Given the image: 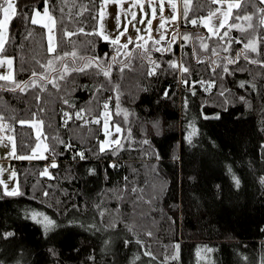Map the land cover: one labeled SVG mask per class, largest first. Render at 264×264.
Listing matches in <instances>:
<instances>
[{"label": "trees", "instance_id": "obj_1", "mask_svg": "<svg viewBox=\"0 0 264 264\" xmlns=\"http://www.w3.org/2000/svg\"><path fill=\"white\" fill-rule=\"evenodd\" d=\"M237 1L212 37L196 35L203 26L189 21L207 18L217 3L189 0L186 19L179 0V43L175 37L172 49L149 61L135 50L122 60L97 34L102 0H49L60 54L86 58L76 65L92 61L60 79L63 69L49 68L55 60L43 27L24 19L42 11L44 0H17L20 16L4 52L14 59L15 81L28 86L0 85V122L15 141L11 166L22 194L4 195L0 184V234L14 233L0 235V264H264V6ZM64 29L76 34L66 37ZM249 41L256 52L245 49ZM220 54L234 62L221 60L213 72L207 64ZM171 62L189 71L178 76ZM104 110L123 139L101 151V124L92 121ZM33 121L42 125L45 160L31 157ZM44 217L57 226L46 231Z\"/></svg>", "mask_w": 264, "mask_h": 264}, {"label": "rangeland", "instance_id": "obj_2", "mask_svg": "<svg viewBox=\"0 0 264 264\" xmlns=\"http://www.w3.org/2000/svg\"><path fill=\"white\" fill-rule=\"evenodd\" d=\"M161 2L162 0H154L153 3H150L149 0H102L97 34L104 41L110 43L113 52L117 56L121 55V59L125 58L126 60H128L131 57L130 53H132V51L134 52V50L135 55H140L141 53L147 55L148 57L158 53V55L156 54L157 56H154V59L161 58L166 54L165 52H163L164 48H166L165 50H167L168 48H172L173 38L176 37L179 43L181 37V35H173V33L169 32L167 29L169 26L174 28L178 26L179 0H163V12L160 11ZM237 2V0H218V6L213 11L215 15L211 18L210 21H207L209 15H207V18L200 20L203 29H200V32H198L196 35L203 36L205 34H208L212 37L216 36L217 34H213V32L209 30V27L216 28L218 30V33H220L221 30L230 22L232 17V10L237 8L232 7L229 11V5H237ZM172 4L176 5L174 9L171 7ZM262 4L264 6V3ZM153 9H155V15H153ZM217 9H219V11H217ZM176 11L178 14L176 13ZM39 12L41 13V16L37 17V19L40 21V23H38L37 25L43 27L44 29L46 46L48 48L49 32L48 28L44 27V25L47 24L50 28H53L57 36L56 23L55 25H53L47 17L43 16L44 8ZM225 12H229V16L227 19L224 18ZM33 14L34 12H32V15ZM173 15H175V17L178 15L177 21L172 19ZM0 18H2V13H0ZM221 20H223L224 22V27H220ZM262 20H264V12ZM148 21H151V23H148ZM205 21H207L208 26H205ZM162 23L163 27H161ZM161 36L164 37L163 40L160 39ZM105 37H107V39ZM7 39L8 31L5 33L4 48L7 43ZM113 40H118V43L113 44ZM124 44L128 45L127 49L122 47V45ZM157 49H159V51H157ZM152 58L153 57H150L147 60L151 61L150 59ZM5 59H11L13 63L12 65H8L6 63L0 65V76L11 74L13 80H0V85L4 88L11 89L15 87V84L17 83L15 81L14 59L3 51L2 53H0V60ZM180 66L181 65L179 62L177 67L179 74L178 76H180V74L182 73L180 71ZM58 67L62 69L60 61L55 60V62L52 63L49 68L56 69ZM69 67H72V65ZM34 84L37 83L35 81H32L30 83L31 86ZM205 87L209 93L213 89V83L211 82ZM98 121H100L101 131L103 134V138L99 142V148L101 147V144H104L105 150L120 145L123 139V129L120 124L112 123L110 112L108 110H104ZM105 124H107V128L105 127ZM28 125L33 127L34 134L38 139L37 145L34 148L31 157L36 160H45L46 144L41 136V122L33 121L29 122ZM117 127H119L120 129L119 132L116 131ZM4 130L5 125L0 122V184L2 185L3 192H5L6 190L5 185L7 186L8 191L17 189L20 192V184L18 181L16 168L11 166V162L17 160L15 152V141L12 136L6 135L4 133ZM114 141H118V144L113 143Z\"/></svg>", "mask_w": 264, "mask_h": 264}, {"label": "snow or ice", "instance_id": "obj_3", "mask_svg": "<svg viewBox=\"0 0 264 264\" xmlns=\"http://www.w3.org/2000/svg\"><path fill=\"white\" fill-rule=\"evenodd\" d=\"M150 3H153L154 0H149ZM210 3H217L218 0H209ZM260 3H264V0H259ZM188 3H189V0H185V12L183 13L184 17L186 19H188V11H187V6H188ZM48 4H49V0H44V12H43V16L44 17H47L49 21H51V23L53 25H55L56 21L54 20V18L49 14V9H48ZM171 7L174 9L176 7L175 4H172ZM232 7H238V5H229V11L231 10ZM17 8H18V4H17V0H0V13H2V18H0V53H2L4 51V44H5V33L8 31L9 29V26H10V22L20 16V13L17 11ZM85 11H87V9H85ZM160 11L163 12L164 11V4H163V0L161 2V5H160ZM217 11H219V9H217ZM262 12H264V9L261 10ZM34 14L29 16L27 13H24V19L25 20H29L30 19V22L31 24L33 25H37L38 23H40V21L37 19V17H40L41 16V13L39 11H36V10H33ZM153 15H155V9H153ZM215 15L214 12H210L209 13V16L207 18V21H210L211 18ZM229 16V12H225L224 13V18L227 19ZM135 18V16H134ZM237 19L240 18L239 16L236 17ZM172 19L175 20L176 17L175 15L172 16ZM243 19L245 20H251L252 17L251 16H244ZM207 21H205V26H208V23ZM191 24L193 25H197L199 24L201 21L199 19H190L189 21ZM148 23H151V21H148ZM261 23L264 24V20H261ZM44 27L48 28V48H47V51L48 53L52 54L53 56V59L54 60H58L61 62L62 64V72L61 74L59 75V78L60 79H64V77L71 71H79V72H83L85 71L88 67L91 66V63L92 61L91 60H88L86 63L84 64H81V65H76V60L77 59H80V60H85L86 58L85 57H82V56H79L78 57V53L76 51H72V52H64L63 55L60 54L59 52V48H60V44L63 42L62 39H59L57 38L53 28H50L47 24L44 25ZM161 27H163V23L161 24ZM220 27H224V22L223 20L220 21ZM231 27H237L235 24L231 25ZM249 27L251 28L252 25L249 24ZM209 30L213 32V34H219L218 33V30L214 27H209ZM80 32H83V29H79ZM64 32V36L66 37H71L72 35H75L76 33H73L67 29H64L63 30ZM89 35H91V33H88ZM122 34V33H121ZM227 32L224 33L225 36H227ZM31 35V33L29 34ZM107 39V37H105ZM202 41H203V37H199ZM161 40L164 39L163 36L160 37ZM189 39L188 36H184V40H187ZM175 41V37L173 38V42ZM131 42V41H129ZM113 44H116L118 43V40H113L112 41ZM201 46L204 48V49H207L208 48V45L205 44V43H202ZM123 48L127 49L128 45L127 44H124L122 45ZM245 49L251 51V52H256L257 51V47H256V43L253 42V41H249V43L245 44ZM157 51H159V49H157ZM244 54L243 52L241 53H237V58ZM213 55H217V53L215 52V50L213 49ZM68 57H71L72 59V67H69L68 63H67V58ZM113 61H115V57L112 58ZM234 61L233 60H229L228 63H233ZM252 63H256L257 61H251ZM8 64V65H12L13 61L11 59H5V60H0V65L2 64ZM52 61L50 60L49 61V64L51 65ZM109 68L111 67V65L108 66ZM156 67H158V65H156ZM170 67L172 68H176L177 67V64L175 62H171L170 63ZM102 71H104V75L105 76H108L109 75V72L107 70H104L103 68H101ZM180 71L183 72V73H187L189 70L188 68H185L183 66L180 67ZM225 71H227V68H225ZM154 74V69L153 71L149 72V75H153ZM32 76L35 78L37 76V73L36 72H33L32 73ZM41 79L45 80L46 82L48 83H52L53 84V87H56V88H59V85L56 84L54 81L50 80L48 78V76H42ZM0 80H3V81H12L13 80V77L11 74L9 75H3V76H0ZM186 82V81H185ZM27 82L24 84V85H21L19 83H16L15 84V87L9 89L11 91H16L17 89H19L20 91H25V89L27 88ZM45 89L42 87L41 88V91H44ZM165 95L167 96L168 93L165 92ZM37 102L39 103L40 101V97L37 96ZM65 103H68L67 100H65ZM105 108L108 107L107 104L104 105ZM64 115L66 117H68V113L65 112ZM69 119L71 117H68ZM76 118L77 119H82V116L79 112L76 113ZM88 121H85V123H87ZM94 123H99L98 120H94L92 121ZM21 124L25 123L24 121H20ZM65 123H67V121H65ZM105 127L107 128V124H105ZM116 131L119 132L120 129L119 127L116 128ZM113 143H117L118 144V141H114ZM100 150L101 151H104L105 148H104V144H101V147H100ZM81 155V158H83V153H80ZM20 159H24L25 157H19ZM53 167H55V165H52ZM14 175V173H13ZM235 183L237 184V186H239V179L236 178V177H233ZM262 184H264V178H261V181H260ZM5 192H4V195H7V196H15V195H21L22 193H20L17 189H12L11 191H8L7 190V186L5 185ZM133 191H136V189H133ZM45 195H47V193H45ZM39 215V214H33V219L36 218V216ZM38 223H40L41 221H37ZM43 224H44V228L45 230H50L51 228H54L56 227L57 225L54 224V222L50 219H48V217H44L43 218ZM2 235V238H5L7 239L8 237H11L14 235V233H11V232H8L6 234H0ZM149 235H151L149 233ZM176 249H177V253H178V249H179V246L177 245L176 246ZM206 251H211V249H207ZM146 255H151V253L149 252H146L145 253ZM172 259H177L178 258V255H174L173 257H171Z\"/></svg>", "mask_w": 264, "mask_h": 264}, {"label": "flooded vegetation", "instance_id": "obj_4", "mask_svg": "<svg viewBox=\"0 0 264 264\" xmlns=\"http://www.w3.org/2000/svg\"><path fill=\"white\" fill-rule=\"evenodd\" d=\"M173 47V46H172ZM166 48H164L163 49V52H165L166 50H165ZM168 49H170V48H168ZM167 49V50H168ZM172 49V48H171ZM167 53V52H166ZM237 53H241L240 51L239 52H235V54H234V59H235V62L237 63ZM157 55H158V53H156ZM156 54H154L153 56H157ZM241 56V55H240ZM150 57H152V56H148L147 58H150ZM216 60H218V61H216ZM221 60H225L227 63H228V61H227V58H226V56L225 55H223V54H220L219 56H213V57H211L210 58V60H209V62H208V67L210 68V70H212L213 72H215L217 69H218V67H219V64H221ZM217 62V63H216ZM230 64V63H229ZM227 73H228V69H227V71H225V68H223V75L224 76H227Z\"/></svg>", "mask_w": 264, "mask_h": 264}, {"label": "built area", "instance_id": "obj_5", "mask_svg": "<svg viewBox=\"0 0 264 264\" xmlns=\"http://www.w3.org/2000/svg\"><path fill=\"white\" fill-rule=\"evenodd\" d=\"M168 31L169 32H173V33H176L177 36H180V25H178L176 28L174 27H168Z\"/></svg>", "mask_w": 264, "mask_h": 264}, {"label": "crops", "instance_id": "obj_6", "mask_svg": "<svg viewBox=\"0 0 264 264\" xmlns=\"http://www.w3.org/2000/svg\"><path fill=\"white\" fill-rule=\"evenodd\" d=\"M176 13H177V11H176ZM178 14V13H177ZM178 20V15L176 16V19H175V21H177ZM179 21V20H178Z\"/></svg>", "mask_w": 264, "mask_h": 264}, {"label": "water", "instance_id": "obj_7", "mask_svg": "<svg viewBox=\"0 0 264 264\" xmlns=\"http://www.w3.org/2000/svg\"><path fill=\"white\" fill-rule=\"evenodd\" d=\"M241 52H243V51H241Z\"/></svg>", "mask_w": 264, "mask_h": 264}]
</instances>
